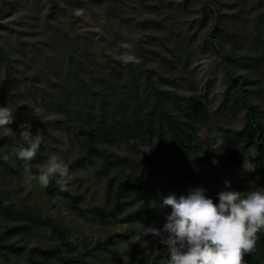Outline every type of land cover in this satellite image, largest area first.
Returning <instances> with one entry per match:
<instances>
[{"label":"rangeland","instance_id":"374dc122","mask_svg":"<svg viewBox=\"0 0 264 264\" xmlns=\"http://www.w3.org/2000/svg\"><path fill=\"white\" fill-rule=\"evenodd\" d=\"M47 1L0 0V106L13 109L14 120L9 127L16 133V136L0 138V198L7 200L5 202L11 206L27 204L40 210L43 216L59 221L73 234L72 239L83 241L87 248H92L88 256L91 264H165L164 246L151 234L141 235V223L160 227L164 223L165 214L170 212V206L159 207L161 197L169 192L183 194L190 187L201 186L207 190L206 195L216 202L219 178L230 180L231 186L241 192L264 188L263 183L247 177L253 169L250 159L256 152L254 149L243 151V170H236L223 163L220 151H210L203 146L209 155V170L195 181L189 178L185 166L175 165L162 153L136 143L118 142L107 147L108 151L128 157L133 163V170L126 168L112 171L105 177L100 176L99 160L93 164L86 163L81 168H71L73 162L84 156L85 149L81 138L75 136L74 129L64 127V106L60 107L53 101L52 95L58 92V84L69 81L66 68L58 67L63 46L60 42L73 44L78 50L84 51L87 57L92 56L93 61L87 59L89 71L82 72L89 76H99L98 71L109 69L112 74L110 77L114 79L115 74L121 73L123 69V66L120 67L124 64L120 56L132 54L140 48L147 51V62L155 66L158 73H161V63L168 66L162 61L170 60L173 75L169 73L164 77H177L171 81L160 77L153 80L158 88L189 96L203 105L207 120L197 124L198 135L203 140L212 138L218 128L240 130L245 123L248 108L236 99L237 87L230 88V98L222 103L224 91L230 82L222 63L224 54L230 49L240 54L246 52L247 43H241L242 40H238L239 32L235 34L234 31L239 30L236 20L247 18L249 30L251 19L264 12V0H190L188 4H180L184 0H138L137 3L133 0H119L116 11L121 13L122 9L130 7L142 15L144 13L148 26L153 30H145L138 46L134 44L139 34H143L140 32L141 26L131 29L133 43L122 35L121 26L125 29V25H121L123 19H116L114 14L109 13L111 10H106L111 5L97 0H61L57 11H54V19L47 23L44 18L50 10ZM168 1L170 11L163 14L166 10L165 2ZM171 4H174L173 8ZM210 11L214 13L213 17L218 13L222 15L218 31L215 29L217 22ZM193 19L198 21L192 23ZM50 25L57 26L56 34ZM221 30L227 31L221 39L225 53L215 48L210 42L212 39L204 43L212 31L219 33ZM154 32L165 36L170 48L176 46L178 57L163 51L158 45L159 36H156V40L150 36ZM227 34L233 37V42L225 40ZM56 35L60 37L55 38ZM124 44L131 47L125 48ZM182 47L188 50L189 55L186 57ZM94 60L98 63L95 64ZM240 73L246 75L249 81L245 88L256 91L258 87L264 88V65L258 70H243ZM252 89L247 94L262 110V103ZM22 125L32 135L38 131L44 135V142L38 151L40 159L34 162L39 171H42L43 165L53 154L62 158L70 167L71 179L67 192L70 196H78L75 206L69 197L59 193L46 194L43 187L35 179H29L17 165L13 150L15 146L24 144L19 137ZM130 173L147 182L155 194L131 192L124 197L123 202H127V205L123 206L118 218L122 220L133 211L138 212L141 218L126 223L95 215L93 208L101 207L105 200L107 181L112 180L109 199L112 202V195ZM12 225L15 224L0 218V239H8V243L12 244L10 253L5 258L0 257V264H27L31 250L52 249L60 245L51 229L27 227L21 234L10 236L2 229L6 230ZM105 240L106 247L95 245ZM33 253L35 256L40 255L37 251ZM43 264L58 263L50 259Z\"/></svg>","mask_w":264,"mask_h":264},{"label":"trees","instance_id":"16d2710c","mask_svg":"<svg viewBox=\"0 0 264 264\" xmlns=\"http://www.w3.org/2000/svg\"><path fill=\"white\" fill-rule=\"evenodd\" d=\"M97 1L105 5H111V8L106 10H111L109 13L114 14L116 19L120 18V21L123 19L121 25L124 24L125 29L128 31L125 32V29L120 25L123 30L122 35L133 43L131 29L136 26L140 28L141 26L140 32H143V34H139V37L136 38L137 43L134 44L135 46L142 42L146 29L153 31L148 26V21L143 16L144 13L142 15L139 11L136 12L130 7H127L126 10L122 9L121 13L118 10L116 11V3L119 0ZM137 1L133 0L132 2L137 3ZM189 1L184 0L180 4H188ZM47 2L50 4V10L44 18L49 23L51 19H54V11H57V6L62 1L48 0ZM168 3L170 1L165 2L166 10L163 11V14L165 11H170V4ZM173 7L174 4H171V8ZM204 14L206 17V12ZM210 14L213 17L214 13L212 11H210ZM213 18L217 22L215 29L219 30L222 15L218 13ZM247 20L245 17L237 19L236 23L239 25V30H234L235 34L239 32L238 40H242L241 43L245 45L247 43L246 52L240 54V52L231 49L226 52L221 40L227 32L224 30L219 31V33L212 31L213 33L211 32L210 36L206 37L204 41V43H208L212 39L210 42L215 45L216 49L226 52L222 64H224L223 69L230 82H228L224 91L222 103L224 104L230 98V88L237 87L236 99H239L241 104L248 108L245 114V123L240 130L218 128L212 138L207 137L203 140L197 132V124L205 123L207 120L203 105L189 96H183L163 88L160 89L153 80V78L160 77L165 81H171V79L177 77H164L169 73L173 75L170 60L165 59L162 61L167 63L168 66L161 63V73H158L157 68L147 62V51L140 48L132 53L139 58V63L129 62L121 65L120 67L123 66V69L121 73L115 74L114 79L110 77L112 74L109 69L101 72L96 70L100 74L99 76H89L82 72L89 71L87 59L92 60V56L87 57L84 51L78 50L73 44L68 45L60 42L63 46L58 67L63 66L66 68L69 81L65 79V83L58 84V92L52 95L53 101L60 107L64 106L66 118L65 121L63 120L64 127L65 129H74L75 136L78 139L81 138L85 149L84 156L78 158L70 167L81 168L86 163L93 164L95 160H99L101 169L98 174L100 176L105 177L112 171L118 172L126 168L133 170V163L128 157L119 156L108 151L107 147L118 142L136 143L162 153L170 158L175 165L185 166L188 169L187 175L192 181H195L200 175L206 174L209 170V155L205 153V147L209 148L210 151H220L223 156V163L236 170H243V151L254 149L256 155L250 159L253 169L247 177L264 184V88L258 87L257 91L252 88H245L246 83H249V81L246 75L240 73L243 70H258L264 65V12L262 15H257L251 19L249 30L247 29L248 25H246ZM197 21L193 19L192 23ZM50 26L56 34L58 31L57 26ZM56 36L55 38L60 37ZM150 36L155 40L158 38L156 36H159L158 45L163 48V51L178 57L176 46L170 48L165 36H160L157 32ZM225 40L233 42V37L227 34ZM182 49L185 50V52L182 51L185 57L189 55L185 47H182ZM94 63L97 64L98 62L94 60ZM251 89L257 95L260 104L262 103V110H260L261 107L258 104H254L250 100L247 91ZM45 91H48V89L45 88ZM42 92L44 93L43 90ZM60 121L62 122L61 119ZM218 139L223 141L220 146H216ZM15 147L17 148V146ZM14 156L17 165L24 170L25 162L17 158L16 152H14ZM39 159L40 155L37 152L34 159L28 162L31 172L37 175L40 171L34 166V162L36 163ZM224 180L218 179V191L224 187ZM111 185L112 180H108L103 205L93 208L95 215L110 221H126V223H129L139 220L141 216L139 217L136 211L125 215L122 220L118 218L123 206L127 205V202H123L124 197L131 192L155 194V190L147 182L130 173L112 195L111 202L109 201ZM43 189L46 194L59 193L61 196L71 198L74 206L78 200V196H70L67 191H61L56 179L52 180L49 186L47 188L43 187ZM5 201L7 200L0 198V218L15 224L9 226L6 230L2 229L5 233L13 236L14 234H21L27 227L48 228L56 236V242L60 243L52 249L37 248L31 250L27 256V264H43V262L50 259H55L58 264H91L88 256L91 255L92 248H87V244H84L83 241L72 239L73 234L63 227L59 221L43 216L40 210H35L27 204L18 203L16 206H11ZM257 235L258 245L256 244V246L258 247H256L253 254H245L246 264H264V232ZM7 240L0 239V257L2 258H5L12 248V244L8 243L9 240ZM106 244L107 241L105 240L101 243L97 242L95 245L106 247ZM3 249L8 251L4 252ZM34 251H37L40 255L35 256Z\"/></svg>","mask_w":264,"mask_h":264},{"label":"clouds","instance_id":"9594fccd","mask_svg":"<svg viewBox=\"0 0 264 264\" xmlns=\"http://www.w3.org/2000/svg\"><path fill=\"white\" fill-rule=\"evenodd\" d=\"M130 48L131 45L124 44ZM124 64L139 63L134 54L120 56ZM13 109L0 106V138L16 136L9 127L14 120ZM19 137L24 144L15 149L17 158L25 162L24 171L47 188L57 180L61 191H67L71 173L68 164L58 155L49 156L39 174L31 172L28 162L34 159L44 142V135H32L25 126ZM223 143L216 141V146ZM216 193V202L201 186L190 187L177 195L169 192L161 197L159 207L170 206L160 227L142 225V236L151 234L163 245L165 264H246L245 254L256 248L258 233L264 232V188L241 192L225 179Z\"/></svg>","mask_w":264,"mask_h":264}]
</instances>
